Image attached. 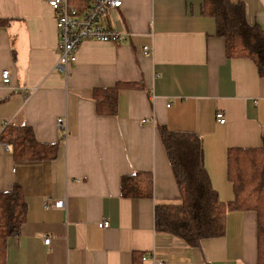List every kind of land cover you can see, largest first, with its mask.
<instances>
[{
  "label": "crops",
  "instance_id": "crops-1",
  "mask_svg": "<svg viewBox=\"0 0 264 264\" xmlns=\"http://www.w3.org/2000/svg\"><path fill=\"white\" fill-rule=\"evenodd\" d=\"M48 1L0 0L8 22L0 28V137L7 123L27 124L39 142L58 145L54 159L18 161L0 138V192L19 185L27 202L5 264H155L143 259L148 253L166 264H258L254 211H229L225 234L199 247L155 228L157 205L181 202L160 125L202 139L212 186L222 202L233 200L228 149L264 144V76L256 63L227 57L204 0H122L105 21L127 39L85 40L66 74ZM231 1H242L249 23L264 28V0ZM116 83V114H98L94 90ZM138 171L152 174L151 197L122 195V176ZM49 198L66 205L47 208ZM105 220L110 225L101 227Z\"/></svg>",
  "mask_w": 264,
  "mask_h": 264
},
{
  "label": "trees",
  "instance_id": "trees-1",
  "mask_svg": "<svg viewBox=\"0 0 264 264\" xmlns=\"http://www.w3.org/2000/svg\"><path fill=\"white\" fill-rule=\"evenodd\" d=\"M204 14L216 21V34L225 39L228 58H251L264 76V28L250 24L242 1L204 0ZM0 18V28L7 24ZM122 84L96 88L94 100L100 115L117 112L118 93ZM181 194L179 204L157 205L155 228L171 234L189 246L199 247L207 238L221 237L226 231V215L231 210H251L257 214L258 264H264V144L256 148L228 149V178L232 182L234 198L222 202L211 183L204 165L202 139L192 132H177L159 126ZM8 142L18 161L54 159L56 143L39 142L31 126L6 124L0 137ZM153 176L146 171L124 175L122 195L151 197ZM27 202L19 185L0 192V264L6 263L8 237L17 236L26 220Z\"/></svg>",
  "mask_w": 264,
  "mask_h": 264
},
{
  "label": "built area",
  "instance_id": "built-area-1",
  "mask_svg": "<svg viewBox=\"0 0 264 264\" xmlns=\"http://www.w3.org/2000/svg\"><path fill=\"white\" fill-rule=\"evenodd\" d=\"M56 16V25L58 29V66L66 74H69V68L77 61L76 51L85 40H99L106 42H120L127 39V34L107 23L106 17L111 9L122 7V0H49ZM149 47L144 46V51L148 52ZM4 85L11 84L10 71L4 70L2 73ZM216 118L219 123H225L226 118L222 111H217ZM57 126L62 131L63 138L66 139L69 134L67 123L64 117H58ZM9 150V145L4 144ZM51 199L46 200V207L50 206L63 208L66 205L64 199L55 200L50 204ZM101 227H108L109 221L100 222ZM45 242L48 244L50 238ZM143 259H153L155 264H166L164 260L157 259L154 253L145 254Z\"/></svg>",
  "mask_w": 264,
  "mask_h": 264
},
{
  "label": "bare ground",
  "instance_id": "bare-ground-1",
  "mask_svg": "<svg viewBox=\"0 0 264 264\" xmlns=\"http://www.w3.org/2000/svg\"><path fill=\"white\" fill-rule=\"evenodd\" d=\"M48 3H49V1H48ZM50 5V4H49ZM53 9V8H52ZM55 13V12H54ZM55 19H56V16H55ZM56 27H57V25H56ZM58 30V29H57Z\"/></svg>",
  "mask_w": 264,
  "mask_h": 264
}]
</instances>
